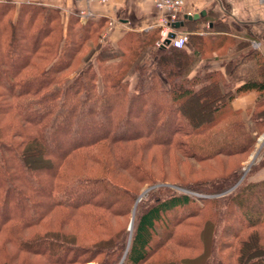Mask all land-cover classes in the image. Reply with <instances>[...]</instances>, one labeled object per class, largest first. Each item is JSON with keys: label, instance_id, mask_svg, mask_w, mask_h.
I'll list each match as a JSON object with an SVG mask.
<instances>
[{"label": "trees", "instance_id": "obj_1", "mask_svg": "<svg viewBox=\"0 0 264 264\" xmlns=\"http://www.w3.org/2000/svg\"><path fill=\"white\" fill-rule=\"evenodd\" d=\"M200 24L189 53L0 2V264H264V163L240 184L233 165L264 134V59L190 78Z\"/></svg>", "mask_w": 264, "mask_h": 264}, {"label": "crops", "instance_id": "obj_2", "mask_svg": "<svg viewBox=\"0 0 264 264\" xmlns=\"http://www.w3.org/2000/svg\"><path fill=\"white\" fill-rule=\"evenodd\" d=\"M6 1H12L16 5L29 3L51 7L58 9L66 17L82 10L92 12L98 19L105 17L109 23L113 22V26L108 28L109 31L107 29L103 38H110L113 44L128 32L147 31L159 18L154 0H113L106 5H102L100 0H0ZM184 12L193 15L206 13L198 19L201 21L200 29L192 35L199 38L198 42L204 45L202 48L200 44L199 50L206 51L207 55L192 68L190 78L199 72H218L226 79V65L239 61L242 56L254 50L264 59L262 0H185ZM197 49L189 42L186 45L189 53H194ZM243 66L245 69L242 72L254 74L256 59L243 63ZM256 99V93H249L237 97L233 105L237 109H251L255 106Z\"/></svg>", "mask_w": 264, "mask_h": 264}, {"label": "built area", "instance_id": "obj_3", "mask_svg": "<svg viewBox=\"0 0 264 264\" xmlns=\"http://www.w3.org/2000/svg\"><path fill=\"white\" fill-rule=\"evenodd\" d=\"M113 0H100L103 5L109 4ZM264 2V0H262ZM185 0H154V7L159 12V18L155 25H152L148 30L159 29L160 38L156 42L157 47H164L169 34L173 31L174 25L177 22L183 21L186 16H192V13L184 12ZM79 17L83 21L94 18L95 15L86 10H82L79 13ZM113 23H110L109 29H111ZM188 43V35L177 32V36L171 40V46L174 48L182 49Z\"/></svg>", "mask_w": 264, "mask_h": 264}, {"label": "rangeland", "instance_id": "obj_4", "mask_svg": "<svg viewBox=\"0 0 264 264\" xmlns=\"http://www.w3.org/2000/svg\"><path fill=\"white\" fill-rule=\"evenodd\" d=\"M22 3H20L19 5H16L17 8H19V6L21 5ZM29 4V3H27ZM38 5V4H37ZM102 42V41H101ZM130 82H131V86L133 88V86L135 85L136 83V79L133 77V78H130ZM198 105H199V113L202 114L203 110L205 111L206 109H203V105H200L199 102H198ZM252 129H253V126H252ZM256 134V133H254ZM264 136V134H262L261 136L258 137L257 139V143L254 147V150L251 152V154H249V156L247 157H244V158H240V159H236L235 160V166L239 167L241 166V179L239 181V184L246 178L252 176L253 174V171L256 170L257 168L261 167L262 164L264 163V143L263 145L261 146V149L259 150L258 154H256V157L254 159H252L253 157V154L256 152L257 150V146L259 144V140L260 138H262ZM252 159V160H251ZM260 175H263V174H260ZM159 188L160 187H169V188H172V189H177L181 192H185V193H189L191 195H193V193L185 190V189H182V188H179L175 185H170V184H159L157 185ZM157 186H146L141 192H140V196L142 195V193L146 192L142 197H145L147 196L150 192H155L158 190ZM210 198V196H207ZM213 197V196H211ZM140 198V197H139ZM132 219L130 220V223H131ZM90 264H96V263H90Z\"/></svg>", "mask_w": 264, "mask_h": 264}, {"label": "water", "instance_id": "obj_5", "mask_svg": "<svg viewBox=\"0 0 264 264\" xmlns=\"http://www.w3.org/2000/svg\"><path fill=\"white\" fill-rule=\"evenodd\" d=\"M205 14H206L205 12H202V13L195 14V15H193V16H187V17H185V19H186V20H198V19H200L202 16H204ZM183 26H184V21H181V22H177V23L174 25V28L178 30V29L182 28ZM176 35H177L176 32H171V33L169 34V37H168V39H167L166 42H165V47H169V46H170V44H171V40L174 39V38L176 37ZM238 184H239V183H238ZM238 184H237V185H238ZM146 192H147V191H146ZM146 192L142 193V195L140 196L139 200L142 198V196H143ZM133 221H134V218H133L132 221H131L130 230H131L132 227H133Z\"/></svg>", "mask_w": 264, "mask_h": 264}, {"label": "bare ground", "instance_id": "obj_6", "mask_svg": "<svg viewBox=\"0 0 264 264\" xmlns=\"http://www.w3.org/2000/svg\"><path fill=\"white\" fill-rule=\"evenodd\" d=\"M263 143H264V136H263L262 138H260V140H259V144H258V146H257V150H256V152L253 154L252 159H254V158L256 157V154H258V152H259V150L261 149V146L263 145ZM252 159H251V160H252Z\"/></svg>", "mask_w": 264, "mask_h": 264}]
</instances>
